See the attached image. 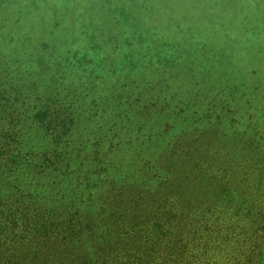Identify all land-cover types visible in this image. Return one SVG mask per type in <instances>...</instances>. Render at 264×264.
I'll use <instances>...</instances> for the list:
<instances>
[{"label":"trees","instance_id":"16d2710c","mask_svg":"<svg viewBox=\"0 0 264 264\" xmlns=\"http://www.w3.org/2000/svg\"><path fill=\"white\" fill-rule=\"evenodd\" d=\"M232 16L251 39L197 37ZM211 234L264 264V1L0 0V264H200Z\"/></svg>","mask_w":264,"mask_h":264},{"label":"rangeland","instance_id":"374dc122","mask_svg":"<svg viewBox=\"0 0 264 264\" xmlns=\"http://www.w3.org/2000/svg\"><path fill=\"white\" fill-rule=\"evenodd\" d=\"M264 0H262L263 2ZM245 11H241V15L243 17H248L250 15V12L252 11V9H254V4L252 2H248L246 6H244ZM250 8V9H249ZM242 18V17H241ZM241 18H237L234 19L233 16L225 19V20H221L218 22H214L211 19V22H205V24H203V27L206 28V33H203L204 36H197L195 34V36H197L198 38H204L206 39L208 42L211 40H215L218 43H220L222 40L225 39L224 37V33L228 32L229 36L233 37V35H243V36H248L249 39L252 38V32L250 31V27L253 25V20L250 19H246V23L247 25H245V21H243ZM250 20V21H247ZM241 21V24H239V22ZM174 29V28H173ZM245 30H249V31H245ZM204 31V30H202ZM247 37V38H248ZM215 234H211L210 236H208V240L207 242H204V245L202 246V248H198V256L200 258V264H221V261H223L225 254L222 252L221 249H219V247H222V245H220L221 240L216 241L215 239ZM209 243H211L210 246L208 247H213L217 244H219L217 250H214L211 254L212 256H210V258H207V255H204V253L202 252V249H204L205 246L209 245ZM217 243V244H216ZM229 254H232L233 252V248L229 247L227 248ZM215 254V255H213ZM194 262V261H193ZM195 263V262H194ZM170 264H186L185 262H171ZM192 264V263H189ZM226 264H233V262H229Z\"/></svg>","mask_w":264,"mask_h":264}]
</instances>
